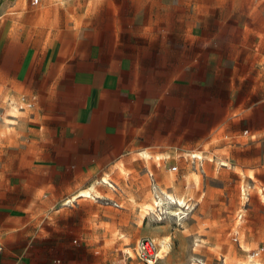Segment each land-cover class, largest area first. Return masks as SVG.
I'll use <instances>...</instances> for the list:
<instances>
[{
  "label": "rangeland",
  "instance_id": "obj_1",
  "mask_svg": "<svg viewBox=\"0 0 264 264\" xmlns=\"http://www.w3.org/2000/svg\"><path fill=\"white\" fill-rule=\"evenodd\" d=\"M113 12L120 30L177 36L178 60L179 37H191L194 93L224 96L230 113L188 151L129 153L80 184L42 173L30 166L42 159L41 94L26 77L54 69ZM8 210L38 264H145L141 238L159 239L154 264H264V249L254 254L264 247V0H0V216Z\"/></svg>",
  "mask_w": 264,
  "mask_h": 264
},
{
  "label": "crops",
  "instance_id": "obj_2",
  "mask_svg": "<svg viewBox=\"0 0 264 264\" xmlns=\"http://www.w3.org/2000/svg\"><path fill=\"white\" fill-rule=\"evenodd\" d=\"M108 15L110 26H98L96 15L54 69L42 66L25 80L41 94L38 130L45 136L42 159L30 166L70 173L78 184L125 164L129 153L191 150L194 137L222 126L232 107L224 96L194 93V72L202 70L192 66L191 37H179L184 58L178 60L177 36L120 30L115 13ZM7 213L0 216V264H38L24 254V232Z\"/></svg>",
  "mask_w": 264,
  "mask_h": 264
},
{
  "label": "built area",
  "instance_id": "obj_3",
  "mask_svg": "<svg viewBox=\"0 0 264 264\" xmlns=\"http://www.w3.org/2000/svg\"><path fill=\"white\" fill-rule=\"evenodd\" d=\"M39 0H32V4H37ZM32 104V101L28 102V105L30 106ZM177 165H172L171 170H177ZM150 176H152V179H154L153 173H150ZM184 205V209H188L190 204L188 201ZM186 213L182 212V217L185 216ZM243 216V213L239 214V218ZM234 239H238L237 236L234 237ZM264 247H261L254 251V254H258L261 250H263ZM138 254L140 255L141 259L144 261L145 264H154L156 257H157V244L156 242L151 238H141L138 243ZM205 264V263H203Z\"/></svg>",
  "mask_w": 264,
  "mask_h": 264
},
{
  "label": "bare ground",
  "instance_id": "obj_4",
  "mask_svg": "<svg viewBox=\"0 0 264 264\" xmlns=\"http://www.w3.org/2000/svg\"><path fill=\"white\" fill-rule=\"evenodd\" d=\"M81 195H89V192L88 191H83L82 193H80ZM173 201H175L180 207H183L185 204H186V202H185V199L184 198H182V197H176V196H174V195H172V194H170V196H169ZM184 212V211H183ZM182 213V212H181ZM185 213V212H184ZM181 218H183L182 217V214H181ZM154 239V238H153ZM155 240H157V241H159V239L158 238H155ZM154 240V241H155ZM161 243L162 242H164L163 240H161L160 241ZM157 257H161V254L160 253H157Z\"/></svg>",
  "mask_w": 264,
  "mask_h": 264
}]
</instances>
